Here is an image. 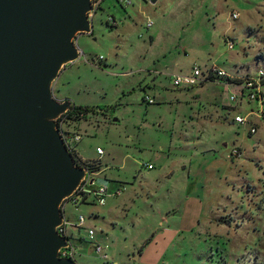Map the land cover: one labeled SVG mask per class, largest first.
Segmentation results:
<instances>
[{
	"label": "rangeland",
	"instance_id": "obj_1",
	"mask_svg": "<svg viewBox=\"0 0 264 264\" xmlns=\"http://www.w3.org/2000/svg\"><path fill=\"white\" fill-rule=\"evenodd\" d=\"M92 17L52 86L93 109L62 128L99 163L87 187L107 188L103 205L64 202L77 264H264V115L233 121L258 106L225 78L173 84L211 65L237 80L264 70V0H102Z\"/></svg>",
	"mask_w": 264,
	"mask_h": 264
},
{
	"label": "water",
	"instance_id": "obj_2",
	"mask_svg": "<svg viewBox=\"0 0 264 264\" xmlns=\"http://www.w3.org/2000/svg\"><path fill=\"white\" fill-rule=\"evenodd\" d=\"M92 9V0H0V264H77L59 256L68 242L58 227L90 173L58 124L73 104L52 86L81 55Z\"/></svg>",
	"mask_w": 264,
	"mask_h": 264
},
{
	"label": "built area",
	"instance_id": "obj_3",
	"mask_svg": "<svg viewBox=\"0 0 264 264\" xmlns=\"http://www.w3.org/2000/svg\"><path fill=\"white\" fill-rule=\"evenodd\" d=\"M102 0L94 1L92 0V11L89 13L90 18L92 19L94 12L97 10L98 6H100ZM120 4L124 5H130L132 4V0H116ZM233 17H236L237 14H232ZM147 27H150L152 25L151 20H147ZM228 48L233 47V42L232 40L227 42ZM201 75V71L198 68H194V71L190 75H174L173 76V84L176 87L180 86H194L199 84L200 82H203L206 80L209 76H214L216 78H229V75L222 69L218 67H212L209 69L208 74L203 78H199ZM235 85L238 86L239 90L241 91V96L245 97L248 99V101H254L256 102L258 109L255 111L251 109L250 114L247 116H243L241 114H236L234 117V121L239 123V124H245L250 121V117L256 116V117H261L264 115V92L262 90V86L264 85V70H259L256 75L248 76L242 79L240 83H235ZM237 96L234 95L231 97L232 100H237ZM145 100L148 102H152L151 98L149 96L145 97ZM241 101H243V98H240ZM58 124L59 128L61 131V134L64 138V141L67 145V147L72 149L74 147V144L80 140V136L78 134H65L63 131V128H61L63 121L59 122L58 119ZM256 131V127L252 126L250 128V133H254ZM98 153H103L101 148H97ZM242 154V151L238 147H234L231 150V155L232 156H239ZM145 166L147 168H152V164L146 163ZM93 179L90 178V174L83 180L82 184L80 187L77 189V191L70 196L67 200H71L74 204H79L81 201L87 202L88 197L90 194H93V199L96 197L98 200V203L100 205H103L105 203V197L107 195V188L105 186H101L98 189L91 190L87 186L91 185L92 182H90ZM121 193L120 190L115 192V195H119ZM92 196V195H91ZM63 213H64V208H63ZM85 223V218L82 215H79L77 218L76 223L74 224L76 227L81 228ZM68 226H71L70 222L64 215L63 223L61 226L58 227V232L60 233L61 236L65 237L68 242V246L65 248L60 249L59 256L63 258H72L75 259L76 256V247L72 244V234L68 232ZM88 234L91 240L94 239V230L93 229H88ZM94 250L96 253L99 254L100 257L103 259H108V253L106 252L105 248L100 244V243H94Z\"/></svg>",
	"mask_w": 264,
	"mask_h": 264
},
{
	"label": "trees",
	"instance_id": "obj_4",
	"mask_svg": "<svg viewBox=\"0 0 264 264\" xmlns=\"http://www.w3.org/2000/svg\"><path fill=\"white\" fill-rule=\"evenodd\" d=\"M98 8H100V6H98ZM216 79H220V78H216L214 76H209L206 80H210V81H214ZM225 81H227L228 83H240L242 81V79H232V78H225ZM93 109L89 108L88 106H80V105H73L70 109V111H68L67 113H65L64 115H62L59 118V122L62 119H65L67 122V120H72V121H77L80 119H86V116L89 114V112H91ZM62 128V126H61ZM71 133V132H70ZM74 133V132H73ZM65 134H67V132H65ZM70 152L75 160V163L77 165L83 166L85 168H87V170L89 171V173H93L99 170L100 166L97 160L95 161H88L86 159H83L74 144V147L72 149H70ZM80 203H86L85 201H81Z\"/></svg>",
	"mask_w": 264,
	"mask_h": 264
},
{
	"label": "crops",
	"instance_id": "obj_5",
	"mask_svg": "<svg viewBox=\"0 0 264 264\" xmlns=\"http://www.w3.org/2000/svg\"><path fill=\"white\" fill-rule=\"evenodd\" d=\"M209 68H208V70H207V72L209 71V69H211L212 68V65L211 66H208ZM166 69L168 70V67H166ZM167 73V72H166ZM166 73H164V74H166ZM207 75V74H206ZM238 77V76H237ZM217 80V79H216ZM204 82L205 81H203V82H200L199 84L200 85H204ZM228 83V82H227ZM226 83V84H227ZM228 84H234L235 85V83H228ZM195 86V85H194ZM189 87H193V86H188V87H186V88H189ZM64 98H66V97H64ZM238 102V104L236 105V106H240L241 107V105L243 104V102L242 101H237ZM227 108H229V109H231L232 107L231 106H228L227 105ZM228 109V110H229ZM233 120V119H232ZM234 121V120H233ZM87 202H88V200H87ZM102 245V244H101ZM103 246V245H102ZM104 247V246H103ZM105 248V247H104ZM106 250V249H105Z\"/></svg>",
	"mask_w": 264,
	"mask_h": 264
},
{
	"label": "flooded vegetation",
	"instance_id": "obj_6",
	"mask_svg": "<svg viewBox=\"0 0 264 264\" xmlns=\"http://www.w3.org/2000/svg\"><path fill=\"white\" fill-rule=\"evenodd\" d=\"M61 121H63V122H64V121H66V120H65V119H62Z\"/></svg>",
	"mask_w": 264,
	"mask_h": 264
}]
</instances>
